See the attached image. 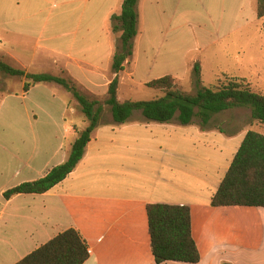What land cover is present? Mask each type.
<instances>
[{"label":"crops","instance_id":"obj_1","mask_svg":"<svg viewBox=\"0 0 264 264\" xmlns=\"http://www.w3.org/2000/svg\"><path fill=\"white\" fill-rule=\"evenodd\" d=\"M49 1L0 0V43L10 37L25 44L26 51L3 57L26 72L69 76L82 91L100 100L115 75L102 80L105 77L98 71L102 63L111 65L115 45L110 18L120 14L123 0H59L61 9L54 15L48 10ZM171 1L169 21L176 12L181 16L188 12L187 7L178 8L174 14ZM254 1L214 0L213 4L210 0L203 6L205 18L218 21L216 36L222 27L224 36L232 34L260 21ZM148 2L160 14L168 0H137L132 56L118 73L121 101L125 100L119 95L123 84L132 90L169 74L144 75L136 63L140 9ZM51 5H56L55 0ZM220 21L233 22L223 26ZM238 21H242L239 27ZM214 41L208 39L204 47ZM31 42L33 49L28 51L26 44ZM126 77L130 81L123 83ZM21 79L23 89L25 79ZM38 85L44 83L28 91ZM27 92L21 94L23 99ZM30 104L42 109L47 123L58 124V131L46 129L34 110L33 123L27 127L18 124L15 128L9 120L0 129V264H15L71 227L89 247L83 264H264V207L210 203L253 121L237 125L236 118L221 119L219 113L204 126L196 118L186 125L176 120L157 123L135 111L128 121L118 124L108 112L110 119L101 115L83 157L61 182L44 193H19L5 199V190L38 179L62 163L80 131L74 122L65 123L68 112H81L72 95L63 100L51 93L42 102L30 99ZM151 203L189 206L199 262H155L146 212Z\"/></svg>","mask_w":264,"mask_h":264},{"label":"trees","instance_id":"obj_2","mask_svg":"<svg viewBox=\"0 0 264 264\" xmlns=\"http://www.w3.org/2000/svg\"><path fill=\"white\" fill-rule=\"evenodd\" d=\"M137 0H123L119 15H111V30L120 31L119 43L111 59L114 77L107 86L103 103L95 95H87L69 76L48 72H26L0 58V72L25 79L23 91L38 83H55L71 93L86 120L71 145L66 159L35 180L22 182L3 192L5 199L19 193H44L61 182L83 157L85 147L101 115L107 110L115 123L128 121L135 111L149 121L181 125L195 118L201 126L209 123L213 115L229 109L246 108L250 118L264 122V93L254 91L243 78L230 77L217 86L201 85L200 64L192 66L195 91L181 92L176 79L168 74L145 83L162 95L147 100L118 99V73L124 62L132 56L133 40L137 35ZM257 18L264 17V0H255ZM104 106H107L106 108ZM212 206L264 207V133L249 129L235 153L231 164L211 199ZM150 247L156 263L173 260L197 263L200 253L192 235L191 213L188 205L151 203L146 206ZM89 257L87 241L75 228H67L34 249L15 264H83ZM229 264V263H224Z\"/></svg>","mask_w":264,"mask_h":264},{"label":"rangeland","instance_id":"obj_3","mask_svg":"<svg viewBox=\"0 0 264 264\" xmlns=\"http://www.w3.org/2000/svg\"><path fill=\"white\" fill-rule=\"evenodd\" d=\"M53 1L50 0L47 7L54 15L60 11L61 6H59V0H55L56 5L52 6ZM209 3L210 0H172L170 7L173 8L174 14L178 8H188V12L182 16L176 12L172 21H169L170 17L168 16L169 0L166 8L160 11V14L157 8L153 6L154 4L150 2L145 8L142 6L138 23L141 35L136 43L138 69L141 70L142 74L148 73L151 77L156 76L161 71H167L169 74L173 73L177 76L173 75L176 79V87L181 92L193 93L195 86L192 80V66L195 62H198L201 64V85L217 86L230 77H239L243 78L252 90L264 93V36L261 40L262 35H264V17L260 18V21L249 23L243 27H239L242 21H238V30L225 36L222 27L221 34L218 37L215 35V26L218 21H207L205 18L206 12L203 6L206 7ZM211 3L214 4V0H211ZM195 12H199L201 15L196 16ZM186 21L187 23H185ZM220 22L225 26L233 21ZM119 36L120 31L112 32L114 45L119 43ZM8 39L10 37L1 40L0 58L10 63L12 61L3 56L13 53L20 54L26 51H23L25 44L13 42L11 39L9 41ZM208 39L216 41L210 44L209 47H204ZM26 45L30 48L28 51L33 49L32 42ZM128 63L127 69H130L131 61L129 60ZM102 64L103 67L98 71V75L105 77L102 78L104 80L111 76L112 72L106 62ZM13 66L17 67L19 65L13 64ZM33 70L37 71V69ZM20 80L22 79L19 77L8 76L0 72V129L3 128L5 121L9 122V120L14 122L15 128L18 124L27 127L29 122L33 123L32 111L34 110L37 115L36 118L44 123L46 129L50 128L58 131V124L55 125L54 121L47 123L42 109L36 106L35 110V107H31L30 99L35 98V100L42 102L47 95L52 93L56 97L59 96L63 100H68L71 93L54 83H44V85L35 86L32 91H28V96L23 99L21 97L23 89ZM129 81L130 79L126 77L122 82L128 83ZM84 93L92 95L87 92ZM100 93H102V90ZM119 95L122 99L147 100L162 95V92L147 86L130 90L126 84H123ZM105 98L106 96H101L102 103ZM102 116L103 119H110L107 110L103 111ZM230 117L232 119L236 118L237 125H243L246 121L251 120L253 124L250 127L264 133V122L252 120L250 112L246 108L226 110L221 112L218 118L228 119ZM65 118L67 125L74 122L78 130L84 129L87 124L81 112L76 114L68 112ZM34 126L36 127V124ZM72 139L73 137L69 134L68 141Z\"/></svg>","mask_w":264,"mask_h":264}]
</instances>
